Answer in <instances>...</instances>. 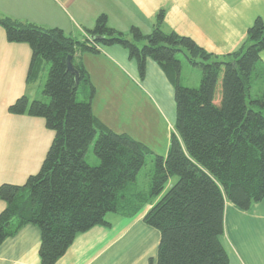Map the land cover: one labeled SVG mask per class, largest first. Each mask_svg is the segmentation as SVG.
Listing matches in <instances>:
<instances>
[{"label":"trees","instance_id":"obj_1","mask_svg":"<svg viewBox=\"0 0 264 264\" xmlns=\"http://www.w3.org/2000/svg\"><path fill=\"white\" fill-rule=\"evenodd\" d=\"M163 18L161 10L143 35L135 27L117 32L101 15L80 40L0 18L8 42L30 47L27 82H37L48 67L41 98L22 96L8 113L41 118L53 133L36 174L21 186L0 185V244L34 225L40 263L55 264L77 235L110 227L108 215L132 218L149 207L143 223L159 233L156 264H229L222 243L226 203L246 212L264 200V22L255 19L236 50L216 56L164 31ZM112 46L127 51L140 80L151 59L173 87L175 124L165 156L114 133L92 114L94 88L80 56ZM68 57L77 82L66 68ZM178 57L200 71L198 88L181 86ZM259 81L262 89L254 94ZM91 144L97 161L88 163ZM147 159L153 171L142 190L137 178Z\"/></svg>","mask_w":264,"mask_h":264},{"label":"crops","instance_id":"obj_2","mask_svg":"<svg viewBox=\"0 0 264 264\" xmlns=\"http://www.w3.org/2000/svg\"><path fill=\"white\" fill-rule=\"evenodd\" d=\"M161 10L164 31L187 37L216 56L236 50L255 19L264 22V0H0V18L44 30L58 29L77 40L94 27L101 15L117 32L127 34L135 27L148 35ZM30 60V47L8 42L0 26V185L21 186L36 174L39 160L53 139L43 119L8 113V107L18 98L36 99V91L31 89L35 83L27 82ZM260 61L264 66V51ZM80 62L94 88L93 116L114 133L126 134L153 150L157 149L145 136L152 131L150 116L144 117L140 109L137 118H130L124 110L135 83L140 84L142 94L155 99L152 107L167 132L160 150L155 152L165 156L175 124V104L173 87L160 67L147 59L145 77L140 80L136 63L119 46L104 48L95 55L83 54ZM132 118L134 124L141 123L134 126ZM4 208L5 203L0 201V212ZM148 209L143 208L132 218L108 215L110 227L96 226L77 235L55 264H156L159 233L143 223ZM236 215L248 220L240 232L245 237L243 251L248 254L242 264H264V200L246 212L226 203L225 231ZM256 238L257 252L250 244ZM39 245V228L26 225L0 244V264H41Z\"/></svg>","mask_w":264,"mask_h":264},{"label":"rangeland","instance_id":"obj_3","mask_svg":"<svg viewBox=\"0 0 264 264\" xmlns=\"http://www.w3.org/2000/svg\"><path fill=\"white\" fill-rule=\"evenodd\" d=\"M103 52V50H102ZM179 60L182 62V70H181V77H180V84L183 87L186 88H198L199 82H200V71L197 69H194L187 65V63L184 61L182 57H178ZM47 71L48 67L46 66L43 68V71L40 73L39 79L35 84L31 85V89H34L36 91V99L41 98V92L43 89V86L45 84V81L47 79ZM263 83V82H262ZM261 81L256 82L254 87H253V92L254 94L257 93V91H260L262 89L263 84ZM135 86H138L135 87ZM140 84L133 85V92H130L132 98L128 101L127 103V108L124 111H127V115L131 118H137L136 113L141 109L143 112V115L150 116V121H148L151 124V133L147 134L145 133V136H148V141L151 143L152 147L157 149L153 150L148 148L154 155H159L161 156L160 152H155L160 150V146L163 142V140L166 137L167 132L164 129V126L162 125L161 119L156 117V113L154 112L155 109L152 107L154 104L155 99L153 100L150 96L146 94H142L140 91ZM140 88V89H139ZM148 96V97H147ZM150 97V98H149ZM77 100L78 101H83L84 100V95L82 93H78L77 95ZM132 118V123L134 126H137L139 123L137 119H135L134 124V119ZM128 120H130L128 118ZM171 133H173V128L171 130ZM48 150V149H47ZM47 151L45 152L46 155ZM45 155L43 156L41 162L39 160V169L40 166L45 158ZM86 159L88 163H92L93 161L96 162V158L93 155V144L88 149ZM153 171V165L151 163L150 159H147L146 161V166L144 169L141 170V172L138 175L137 178V185L139 186L140 189L146 190L148 187L149 183V175ZM236 208V207H235ZM238 210V209H237ZM240 211V210H238ZM244 215H236L231 219L230 225H228V230H224V236L222 239V243L224 248L226 249V252L229 257V264H242L246 261V257H248V254L245 255L244 253V240L245 237L244 235H241V229L243 227L247 226L248 220L246 219L247 217ZM251 238L247 241L249 242ZM251 247L255 248L257 252V238L253 241L250 242Z\"/></svg>","mask_w":264,"mask_h":264},{"label":"water","instance_id":"obj_4","mask_svg":"<svg viewBox=\"0 0 264 264\" xmlns=\"http://www.w3.org/2000/svg\"><path fill=\"white\" fill-rule=\"evenodd\" d=\"M66 68L69 72L73 73L75 75V82H77V72L75 71V69L73 68L72 66V63H71V58L68 57L66 58Z\"/></svg>","mask_w":264,"mask_h":264}]
</instances>
